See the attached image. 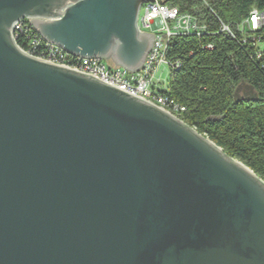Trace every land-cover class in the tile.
I'll return each instance as SVG.
<instances>
[{
	"label": "water",
	"instance_id": "water-1",
	"mask_svg": "<svg viewBox=\"0 0 264 264\" xmlns=\"http://www.w3.org/2000/svg\"><path fill=\"white\" fill-rule=\"evenodd\" d=\"M144 0H0V264H264V180L158 104L31 56L139 71Z\"/></svg>",
	"mask_w": 264,
	"mask_h": 264
},
{
	"label": "trees",
	"instance_id": "trees-1",
	"mask_svg": "<svg viewBox=\"0 0 264 264\" xmlns=\"http://www.w3.org/2000/svg\"><path fill=\"white\" fill-rule=\"evenodd\" d=\"M207 24L208 32L177 35L168 48L171 67L158 92L185 108L184 122L207 135L264 180V27L252 40L218 32L222 19L234 30L264 0H167ZM250 38V39H249ZM207 44H212L208 49Z\"/></svg>",
	"mask_w": 264,
	"mask_h": 264
},
{
	"label": "built area",
	"instance_id": "built-area-1",
	"mask_svg": "<svg viewBox=\"0 0 264 264\" xmlns=\"http://www.w3.org/2000/svg\"><path fill=\"white\" fill-rule=\"evenodd\" d=\"M31 21L32 18L25 17L15 22L13 26V38L22 51L39 59L91 74L158 104L175 115L185 108L158 92V86L167 82L171 73L170 68L180 67L177 62L173 63L167 57L169 44L177 35L200 37L209 33L207 24H201L197 16L182 11L180 6L169 5L167 0H144L140 8L138 28L142 32L154 33V42L142 68L137 72H131L114 64L109 66L97 57L83 58L67 52L61 46L42 37ZM217 21L219 33L232 37L240 33L257 40L256 32L264 27V12L253 8L250 17L241 20L235 30L222 19ZM204 47L211 49L213 46L207 44Z\"/></svg>",
	"mask_w": 264,
	"mask_h": 264
},
{
	"label": "rangeland",
	"instance_id": "rangeland-1",
	"mask_svg": "<svg viewBox=\"0 0 264 264\" xmlns=\"http://www.w3.org/2000/svg\"><path fill=\"white\" fill-rule=\"evenodd\" d=\"M104 62L107 63L109 66H113V64L109 62L108 60H104Z\"/></svg>",
	"mask_w": 264,
	"mask_h": 264
},
{
	"label": "crops",
	"instance_id": "crops-1",
	"mask_svg": "<svg viewBox=\"0 0 264 264\" xmlns=\"http://www.w3.org/2000/svg\"><path fill=\"white\" fill-rule=\"evenodd\" d=\"M163 72V68H161V73ZM163 74V73H162Z\"/></svg>",
	"mask_w": 264,
	"mask_h": 264
}]
</instances>
